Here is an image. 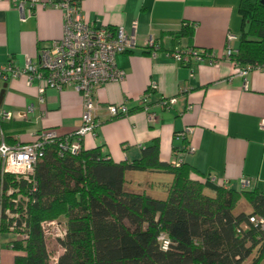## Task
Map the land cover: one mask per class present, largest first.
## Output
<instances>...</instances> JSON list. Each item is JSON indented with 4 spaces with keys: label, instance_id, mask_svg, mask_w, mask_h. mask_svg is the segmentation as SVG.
<instances>
[{
    "label": "crops",
    "instance_id": "1",
    "mask_svg": "<svg viewBox=\"0 0 264 264\" xmlns=\"http://www.w3.org/2000/svg\"><path fill=\"white\" fill-rule=\"evenodd\" d=\"M19 1V0H16ZM51 0H24L25 17L12 0H0V63L11 61L22 66L27 59L36 61L38 50L63 32V12L52 7ZM85 19L95 26L122 27L135 31L136 46L118 53L116 65L124 71L119 82H106L96 89V120L93 134L83 137V149L101 146L114 162L138 159L141 150L158 143L159 160L171 163L175 151L190 145L192 152L182 156L189 166L188 178L205 183L214 175L220 185L238 189L240 177L264 186V66L250 68L245 76L242 66L225 56L227 42L238 48L242 22L240 0H77ZM255 1V0H252ZM182 26L190 32L177 36ZM228 35L234 39L227 41ZM151 36L159 45L154 51L146 45ZM194 47L209 50L216 62H193L190 67L175 60L170 53L177 48ZM5 85V88H3ZM38 81L30 85L25 77L7 75L0 80L3 89L0 108L10 110L9 120L0 121V137L8 144L30 142L32 133L44 128L65 135L81 123L82 100L71 88H46L44 105L36 100ZM156 88H150L151 86ZM148 112L140 99L146 91ZM175 97L164 106L163 98ZM33 103L26 118L19 113ZM126 103L127 115L110 117L108 104ZM148 113H152L149 120ZM185 126L193 131L185 138L176 134ZM158 170L126 171L125 189L129 182ZM211 184V183H210ZM214 191L204 188L203 193ZM137 193V192H136ZM148 195V194H147ZM208 195V194H207ZM10 233H0V264H13V249L8 247Z\"/></svg>",
    "mask_w": 264,
    "mask_h": 264
},
{
    "label": "trees",
    "instance_id": "2",
    "mask_svg": "<svg viewBox=\"0 0 264 264\" xmlns=\"http://www.w3.org/2000/svg\"><path fill=\"white\" fill-rule=\"evenodd\" d=\"M239 10L246 25L230 60L264 66V3L240 0ZM189 33L182 26L177 36ZM158 153L154 141L138 159L117 163L101 146L59 155L50 144L28 179L2 172L0 164V233L11 234L13 264H260L264 232L248 218L264 215V188L200 183L188 178V165L162 162ZM131 170L172 174L166 199L127 191L124 174ZM15 188L25 201L15 203L8 193ZM241 196L250 212L234 211ZM60 217L65 228L55 240L62 251L51 262L43 223ZM160 232L169 238L166 250L157 241Z\"/></svg>",
    "mask_w": 264,
    "mask_h": 264
},
{
    "label": "built area",
    "instance_id": "3",
    "mask_svg": "<svg viewBox=\"0 0 264 264\" xmlns=\"http://www.w3.org/2000/svg\"><path fill=\"white\" fill-rule=\"evenodd\" d=\"M36 0H30L31 5ZM13 5L20 11L21 18L25 17L24 0H12ZM52 7L61 9L63 12V32L59 39L52 40L48 45L39 48L36 61H27L22 66H15L11 61L0 63V80H5L7 75L12 77H25V82L30 85L36 79V100L42 107L44 105V92L46 88L62 90L71 88L77 92L82 100V113L80 125L68 134L60 135L54 129L44 128L32 133L30 142H18L8 144L1 134L0 137V164L4 173L28 179L32 176L36 163L44 156L45 148L50 144H56L58 154L69 152L78 154L83 149V137L93 134L99 123L96 120L97 102L95 100L96 89L109 81L119 82L124 78V71L116 65L115 57L118 53L132 50L136 46L135 31L125 32L122 27L95 26L85 19L77 0H51ZM234 39L228 35L227 41ZM146 45L155 53L159 45L149 36ZM237 52L227 42L225 56L230 57ZM170 55L177 61L190 67L189 76H193L191 67L193 62L206 61L209 64L216 62V57L209 50H201L194 47L174 49ZM253 66H246L239 71L245 76ZM150 88H156L151 86ZM147 90L141 97L140 104L143 111L148 112ZM175 97L163 98V105H171ZM34 109V104L26 106L19 113L20 117L26 118L27 114ZM106 109L110 117L127 115L129 108L126 103L108 104ZM13 113L10 110L0 108V121L9 120ZM152 120V113H148ZM259 128L264 131V119L259 122ZM193 128L185 126L177 132L178 137L185 138ZM194 148L190 145L182 151H175L171 164L178 166L182 163V156L186 152H192ZM206 182L215 184L216 177L208 175ZM228 181L224 180L219 186L228 189ZM256 183L248 177H240L238 189H253ZM264 186V184H262ZM249 222L264 232V215H250ZM54 224L55 221L43 224ZM45 232V230H44ZM22 235L21 233H16ZM157 241L162 250L169 247L170 241L164 232H160Z\"/></svg>",
    "mask_w": 264,
    "mask_h": 264
},
{
    "label": "rangeland",
    "instance_id": "4",
    "mask_svg": "<svg viewBox=\"0 0 264 264\" xmlns=\"http://www.w3.org/2000/svg\"><path fill=\"white\" fill-rule=\"evenodd\" d=\"M173 176L170 173L160 172V173H147L144 176L129 182L133 191L142 194H148L149 196L164 200L167 197V187L172 183ZM13 193L15 203L25 201V194L21 192V190L15 188L13 190H9L8 193ZM208 195H211V191H206ZM235 212L244 211L250 212L251 206L247 200L243 196L239 197L236 202ZM17 215V213L12 214ZM43 228L45 230V241L47 244V250L49 253L50 261H55L58 254L61 253V248L56 243L57 236H61L63 234L65 228V218L60 217L58 221H55L54 224H43ZM19 233V232H17ZM20 237V235H18ZM23 242H21L22 244ZM14 251V250H13ZM15 253V251H14ZM254 255V252L253 254ZM250 260L246 261L248 263ZM245 263V264H246ZM260 264H264V259L260 261Z\"/></svg>",
    "mask_w": 264,
    "mask_h": 264
},
{
    "label": "water",
    "instance_id": "5",
    "mask_svg": "<svg viewBox=\"0 0 264 264\" xmlns=\"http://www.w3.org/2000/svg\"><path fill=\"white\" fill-rule=\"evenodd\" d=\"M262 3H264V0H260ZM3 88H5V85H3ZM3 89L0 91V102H1V99H2V94H3Z\"/></svg>",
    "mask_w": 264,
    "mask_h": 264
}]
</instances>
